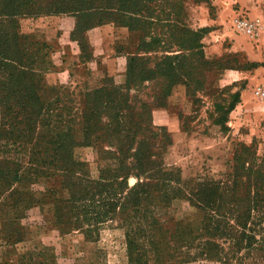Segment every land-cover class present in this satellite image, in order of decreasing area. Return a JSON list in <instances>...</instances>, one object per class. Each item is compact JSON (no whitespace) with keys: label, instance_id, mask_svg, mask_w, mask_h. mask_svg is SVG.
Listing matches in <instances>:
<instances>
[{"label":"trees","instance_id":"trees-1","mask_svg":"<svg viewBox=\"0 0 264 264\" xmlns=\"http://www.w3.org/2000/svg\"><path fill=\"white\" fill-rule=\"evenodd\" d=\"M64 1L63 5H57L61 12L77 13L78 17L94 15L93 21L84 26L87 29L115 24L118 18V26L128 32L142 33L138 50L143 54L157 52L159 48L163 49L162 53H168L171 44L179 49L174 55L128 57L122 85L115 86L111 79L105 80L101 87L83 94L78 109L74 107L73 97L67 93L59 97V89L44 83L45 74L54 70L45 51L50 45L36 41L31 35H22L18 28V19L22 16L43 13V9L58 13L55 0H0V137L5 135L6 141L26 152L28 174L60 178L58 190L65 191L66 197L60 200L54 194L56 190L50 191L54 224H61L65 229H80L83 225L88 227L102 222L108 215L107 220L124 216L127 264L184 262L181 260L189 259L186 250L191 248L196 237L200 240V257L219 258L214 248L207 250V245L214 244L204 238H222L226 219L233 216L235 219L240 214L241 199L232 193L225 201V194L244 189L247 193L251 186L254 202L250 210L257 204H260L257 209L263 206L264 158L252 168H244L239 158L234 161L231 188L226 193L215 188L222 193L218 199L201 202L203 217L198 233L187 223L170 219L159 221L158 217L151 216L152 209L168 208L171 201L182 195L171 184L169 174L162 172L160 164L154 160L158 153H147L158 141L157 134L151 130L147 104L129 95L144 82H159L157 95L164 99L172 87L180 83L185 89L184 97L195 102L194 93L204 79L202 74L210 72L215 63L204 58L198 32L178 26L181 5H168L165 13L157 6H149L152 0H101L96 6L90 0ZM84 22L83 18L78 20L76 29L79 30ZM85 30H81L76 44L86 59ZM253 65L248 64L249 69ZM237 101L238 94L234 93L212 125L222 126ZM87 146L98 147L103 156L111 155L118 163L116 168L100 171L97 181L88 180L84 165L73 159V148ZM104 147L112 152L102 151ZM7 164L11 167L7 170L9 174L4 173L3 177L0 172V179L16 182L19 180L17 166L11 162L4 165ZM120 170L124 173L122 177ZM131 174L136 182L128 187L126 179ZM119 178L121 180L117 181ZM116 194L119 196L114 198ZM207 207L213 208V216L208 214ZM143 223H147L146 228L142 227Z\"/></svg>","mask_w":264,"mask_h":264},{"label":"rangeland","instance_id":"rangeland-1","mask_svg":"<svg viewBox=\"0 0 264 264\" xmlns=\"http://www.w3.org/2000/svg\"><path fill=\"white\" fill-rule=\"evenodd\" d=\"M90 2L96 6L101 0H90ZM211 2V0H152L148 3L149 6H157L158 10H163L165 13L168 12V5H181L177 17L178 26L188 31H197L204 58L209 62H215L210 72L202 74L204 79L194 93L196 101L191 102L184 97L185 89L180 83L174 85L168 93L169 97L164 99L163 96L157 95L160 93L159 82H144L129 93L130 96H135L137 100L147 104L150 114L149 123L153 127L151 130L157 134L158 141L154 142L153 148L150 147L147 152L148 155L157 152V158L151 156L150 159L158 161L161 171L169 174L171 184L175 189L180 190L182 195L171 201L168 208L152 209L151 216L158 217L159 221L170 219L178 223H187L196 233L199 232L203 217L201 202H212L231 188L234 161L239 158V164L244 168H252L264 158V102L252 96V91L258 86L249 89L247 87L246 97H239V92L244 89L245 80L231 85L220 83L221 75L228 71V68L249 70L250 63L243 62L245 59H241L238 52H230L228 41L223 42L218 32L212 33L214 30L212 27L201 26L202 16L207 15L209 19H214L216 8ZM259 2L264 5V0ZM63 3L65 1L55 0L54 7L59 11L58 13L48 12L52 11L51 9H43V13L34 12V15L21 18H35L38 25H42L45 19L55 18L48 23L56 29L57 37L67 36L72 42H76L77 37H81L82 29L87 31L108 26L126 30L117 25L118 18L115 24L95 25L87 29L84 26L93 21L94 15L78 17L77 13L61 12L57 5L61 6ZM46 11L48 14H45ZM21 18L18 19V28L19 32L25 35L21 32L25 31V27L21 26L23 25ZM82 18L85 22L78 30L75 24ZM239 18L249 20L244 15L236 16L226 26L227 32L235 36L251 38L257 31L252 36L235 32L233 22ZM36 29L38 33L42 28L38 26ZM126 32L124 41L111 50L112 55L123 57V69L121 72L105 75L99 87L107 79H111L115 86L122 85L128 57L136 54L149 58L159 57L161 54L174 55L179 49L171 44L168 53H162L163 49L159 48L157 52L143 54L138 50L143 34L136 31L126 30ZM157 32L160 30L158 29ZM182 32L179 34H183ZM143 41L146 42V38H143ZM52 48L53 45L45 49L48 55L52 52ZM147 65L149 66L150 63L148 62ZM98 67L104 69L105 66L98 64ZM92 90L72 88L70 85L59 91L57 89V94L62 97L67 93L75 99L74 107L80 109L79 100L81 101L84 93ZM179 92L182 96L174 97L169 112L177 121L174 122L173 129L180 134L172 138L170 127L158 123L153 114L157 109L168 106L167 99ZM234 93L238 94V101L224 118L223 125H212V121L220 117L231 102ZM161 103L162 106H156ZM101 150L112 152V149L106 147ZM27 157L26 152L20 151L16 145L6 141L5 135H1L0 172L3 177L8 175L7 170L11 167L4 164L14 163L17 166L19 180L12 182L10 179L5 181L3 178L0 179V264H127L124 241L127 224L124 216L117 215L113 220H107L108 215L102 222L88 227L83 225L80 229L72 227L65 229L61 224H54L50 191L56 190L54 194L60 200L66 197V192L58 190L60 185L58 176L46 178L28 174ZM73 159L84 165L87 179L91 181L98 180L100 171L113 170L118 164L111 155L103 156L96 146L73 148ZM119 176H124L121 170ZM120 180L121 178L117 181ZM135 182L136 179L132 174L126 179L128 187ZM228 183L230 184L227 185ZM215 188H221L222 193ZM251 188L250 186L247 193L245 189L235 191L234 188L233 192L224 195L225 201L229 200L232 193L237 199H241L238 210L240 214L235 219L234 216L226 219L227 224L224 226L226 230H223L222 238H210V236L204 238V241H211L214 244L207 245V250L214 248L219 252V258L200 257L198 243L200 240L196 237L191 248L186 250L189 259L170 264H264V203L261 208L257 209L260 205L257 204L253 210H250L249 206L254 202ZM118 196L119 194H116L114 198ZM206 211L209 215H214L212 207H207ZM168 226L171 227L170 224ZM142 227L146 228L147 223H143Z\"/></svg>","mask_w":264,"mask_h":264},{"label":"crops","instance_id":"crops-1","mask_svg":"<svg viewBox=\"0 0 264 264\" xmlns=\"http://www.w3.org/2000/svg\"><path fill=\"white\" fill-rule=\"evenodd\" d=\"M211 1L212 6L216 8V14L214 19H209L207 15L202 16L201 26L212 27L214 29L212 33L218 32L222 36L223 42L228 41L230 52H238L241 59H245L243 62L254 64L249 70L224 72L221 75L220 83L231 85L245 80L244 89L239 92V97H246L247 87L248 89L256 86L264 88V5L260 4L259 0ZM243 15L249 20L257 22V32L249 39L227 32L226 26L231 23V20L236 16L243 17ZM53 19L55 18L49 20ZM49 20L45 19L42 25H38L35 18H21L23 23L21 26L25 27V31L21 32L31 35L36 41L53 45L48 59L54 65V70L45 74L44 83L46 86L61 89L71 85L72 88L92 90L100 86L101 79L105 75L122 71L123 57L112 55L111 50L124 41V34H127L125 29L100 26L85 31L83 40L88 55L85 59L76 42L69 41L67 36L57 37L56 29H53L52 25L48 23ZM38 26L42 29L37 33ZM98 64L105 66L104 69H99ZM111 65L112 67H110ZM180 92L167 99L168 106L157 109L153 114L158 123L167 128L170 127L172 138L179 136L180 133L173 129L174 122L177 123V121L169 112L170 104L173 103L174 97L182 96Z\"/></svg>","mask_w":264,"mask_h":264},{"label":"built area","instance_id":"built-area-1","mask_svg":"<svg viewBox=\"0 0 264 264\" xmlns=\"http://www.w3.org/2000/svg\"><path fill=\"white\" fill-rule=\"evenodd\" d=\"M233 28L235 32H238L242 35L252 36L257 31L258 27L256 21H250L247 19L239 18L234 20ZM252 96L257 100L264 102V88H255L252 91Z\"/></svg>","mask_w":264,"mask_h":264}]
</instances>
